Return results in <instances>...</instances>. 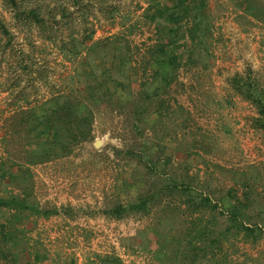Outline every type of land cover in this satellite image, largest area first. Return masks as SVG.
<instances>
[{
  "label": "rangeland",
  "instance_id": "rangeland-1",
  "mask_svg": "<svg viewBox=\"0 0 264 264\" xmlns=\"http://www.w3.org/2000/svg\"><path fill=\"white\" fill-rule=\"evenodd\" d=\"M222 1L210 0L209 7L215 34L221 32L215 56L180 68L149 109L140 82L144 67L151 78L156 64L115 76L132 88L113 86L103 102L87 103L83 113L91 111L93 120L82 131L90 128L91 137L69 157L31 167L40 207L57 211L37 220L48 248L41 264H94L106 254L124 264H185L172 240L188 227L198 195L219 206L212 225L229 263L264 264V128L256 108L232 88L238 75L264 87V24L251 26ZM146 2L21 0L18 12L0 0V26L7 31L0 28V145L8 121L20 124L32 111L53 114L47 103L56 96L77 104L86 68L98 76L103 71L98 55L89 56L90 65L82 60L86 49L116 34L122 15L135 21ZM30 9L41 22L25 15ZM153 35L146 27L131 41L144 53L155 45ZM156 84L152 77L146 88L152 93ZM65 114L74 119L73 111ZM15 184L5 189L26 187ZM244 194L249 204L242 218L256 230L248 239L227 216L233 197ZM148 196L155 205L149 204L150 214L130 210L118 219L105 212Z\"/></svg>",
  "mask_w": 264,
  "mask_h": 264
},
{
  "label": "trees",
  "instance_id": "trees-1",
  "mask_svg": "<svg viewBox=\"0 0 264 264\" xmlns=\"http://www.w3.org/2000/svg\"><path fill=\"white\" fill-rule=\"evenodd\" d=\"M6 1L20 12L21 0ZM220 5L234 7L239 17L250 18L251 26L264 24V0H223ZM209 7L210 0H147L145 7H140L142 13L135 21L131 15H122L120 29L116 34L86 49L82 60L88 61L90 65L89 56L98 55L103 71L98 76L92 67H85L87 74L81 81L84 87L78 89L77 104L75 101H62L64 95L56 96L47 103L53 114L37 116L32 111L27 118L23 116L19 119L20 124L15 119L7 122L6 131L2 135L3 144L0 145V264H41L47 259L46 240L37 220L49 219L57 211H47L40 207L33 192L31 167L69 157L75 148L91 137L90 128L85 133L82 129L90 126L93 120L91 111L83 113L87 103L103 102V92H109L113 86L125 89L128 85L132 88L131 81L126 83L123 77L115 76L122 75L125 70H132L137 75L138 67L156 64L157 69L151 75L157 83L153 86V92L146 88L147 82L152 79L148 75L147 66L142 75L144 79L140 82L145 97L144 106L149 109L153 98L161 97V93L167 94L166 88L176 81V73L180 68L184 65L193 68L202 59L215 56L216 46L221 43V32L219 36L215 34L214 20L217 17L211 14ZM23 12L34 22H41L38 10ZM146 27L153 28L155 45L140 53L141 50L131 41V37ZM0 28L4 33L7 32L3 26ZM138 56H141V61L137 60ZM146 58L150 63L144 62ZM232 88L256 108L257 120L264 128V87L251 78L245 79L238 75L232 81ZM71 111L74 114L73 120L65 114ZM19 182L26 187L23 189L18 186L17 192L5 189L7 183L16 188L15 183ZM4 191L9 193L5 194ZM243 196L233 197L228 204L227 216L237 226V232L248 239L255 237L256 230L242 218L249 204L248 197L245 194ZM195 198L199 202L191 199L194 205L190 204L188 211L191 217L188 227L182 237L172 240L176 244L175 253L185 258L182 260L185 264H230V258L224 255L220 236L216 235L212 225L218 204L204 195ZM150 203V206H155L154 198L148 196L139 203L118 205L105 212L118 219L124 218V214L130 210L150 214ZM94 264L124 262L119 256L106 254L98 255Z\"/></svg>",
  "mask_w": 264,
  "mask_h": 264
},
{
  "label": "water",
  "instance_id": "water-1",
  "mask_svg": "<svg viewBox=\"0 0 264 264\" xmlns=\"http://www.w3.org/2000/svg\"><path fill=\"white\" fill-rule=\"evenodd\" d=\"M95 146H96V147H99V144H98V143H96V144H95Z\"/></svg>",
  "mask_w": 264,
  "mask_h": 264
}]
</instances>
